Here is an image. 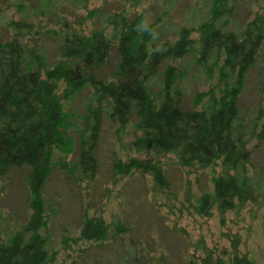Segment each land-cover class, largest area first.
I'll use <instances>...</instances> for the list:
<instances>
[{
  "label": "rangeland",
  "instance_id": "obj_1",
  "mask_svg": "<svg viewBox=\"0 0 264 264\" xmlns=\"http://www.w3.org/2000/svg\"><path fill=\"white\" fill-rule=\"evenodd\" d=\"M213 1L0 0V41L14 38L13 23L21 22L25 27L18 32L22 41L54 67L62 58L60 44L67 31L86 37L101 31L113 38L123 19L142 16L145 25L153 26L154 45L164 49L184 28L194 29L192 37L198 39L200 25L212 19ZM257 17H264V0H237L218 26L241 33ZM198 58L193 51L183 59L164 63L161 72L169 63L177 67L186 107L201 109L208 102L196 104L198 94L212 87L219 94L232 81L222 78V61L205 67ZM118 62L115 42L99 73L110 77ZM151 85L159 93L161 78ZM64 90L62 86L59 96L70 115L69 135L75 146L69 155L55 151V160L70 168L55 169L44 188L48 223L40 235L48 240V264H202L205 259L228 262L235 255L264 264V42L240 98L244 140L252 153L247 175L257 184L259 196L234 210L222 212L217 205L206 207L204 213L198 209L201 199L214 193L215 180L226 173L222 164L185 167L175 154L136 150L132 143L142 134L136 132L134 123L120 128L107 115L98 140V172L88 178L75 170L72 176L69 171L79 161L81 134L87 129L85 115L98 103L91 87L67 102ZM132 159L161 167L168 187L156 183L150 171L123 173L116 165ZM25 178L21 173L0 179V244L22 231L31 217ZM97 217L108 226L107 239H81L86 219Z\"/></svg>",
  "mask_w": 264,
  "mask_h": 264
},
{
  "label": "trees",
  "instance_id": "obj_2",
  "mask_svg": "<svg viewBox=\"0 0 264 264\" xmlns=\"http://www.w3.org/2000/svg\"><path fill=\"white\" fill-rule=\"evenodd\" d=\"M213 3L212 19L200 25L198 39L192 37L194 29L184 28L164 49L156 48L153 26L145 25L142 16L123 19L113 38L101 31L87 37L67 31L60 44L62 58L54 67L22 41L18 32L25 28L23 23H13L16 36L0 41V179L21 173L26 177L32 214L22 231L0 244V264L51 261L48 240L40 235L48 223L44 188L55 169L70 168L68 163L55 160V151L69 155L75 146L69 135L70 115L59 96L62 86L66 102L91 87L98 103L85 115L87 129L81 134L79 161L69 171L72 176L75 170L88 178L98 172V140L107 115L120 128L134 123L136 132L142 134L132 143L136 150L175 154L185 167L222 164L226 173L215 180L214 193L201 199L200 212L214 205L225 212L257 201L258 186L247 175L252 153L244 140L240 98L264 42V17L248 23L241 33L225 31L218 22L227 17L237 0ZM137 26L145 30L138 31ZM115 42L119 62L109 77L99 71L111 57ZM193 51L205 67L222 61L221 76L232 81L219 94L214 87L198 94L196 104L205 99L208 102L201 109L186 107L177 67L169 63L161 72L164 63L183 59ZM156 78H161L159 93L151 85ZM116 165L123 173L150 171L156 183L168 187L164 171L157 165L139 159ZM107 237L103 219H86L81 239L105 241ZM202 264L253 262L247 256L235 255L228 262L218 258L205 259Z\"/></svg>",
  "mask_w": 264,
  "mask_h": 264
},
{
  "label": "clouds",
  "instance_id": "obj_3",
  "mask_svg": "<svg viewBox=\"0 0 264 264\" xmlns=\"http://www.w3.org/2000/svg\"><path fill=\"white\" fill-rule=\"evenodd\" d=\"M137 30H138V31H143V30H145V29L142 28L141 26H137Z\"/></svg>",
  "mask_w": 264,
  "mask_h": 264
}]
</instances>
